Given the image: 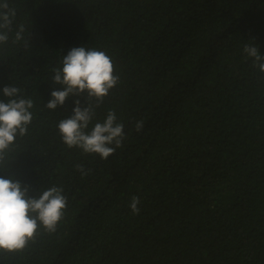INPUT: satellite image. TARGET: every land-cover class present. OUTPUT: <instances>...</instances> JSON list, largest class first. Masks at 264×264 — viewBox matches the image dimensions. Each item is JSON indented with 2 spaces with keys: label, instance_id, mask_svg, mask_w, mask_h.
I'll return each instance as SVG.
<instances>
[{
  "label": "trees",
  "instance_id": "16d2710c",
  "mask_svg": "<svg viewBox=\"0 0 264 264\" xmlns=\"http://www.w3.org/2000/svg\"><path fill=\"white\" fill-rule=\"evenodd\" d=\"M8 3L0 99L11 85L34 106L0 176L32 195L62 187L67 207L0 264H264V72L244 52L264 55V0ZM78 46L104 51L120 77L88 129L110 110L124 125L107 159L62 140L76 97L45 106L61 87L52 69Z\"/></svg>",
  "mask_w": 264,
  "mask_h": 264
},
{
  "label": "clouds",
  "instance_id": "9594fccd",
  "mask_svg": "<svg viewBox=\"0 0 264 264\" xmlns=\"http://www.w3.org/2000/svg\"><path fill=\"white\" fill-rule=\"evenodd\" d=\"M14 17L15 9L9 6L8 0H0V43L9 40ZM16 39H21L19 31ZM244 52L254 58L255 66L264 72V55L258 47L245 45ZM61 63L62 67L52 69L55 73L53 82L61 87L51 91L45 106L54 110L63 106L70 96L76 97L72 113L58 123L61 138L68 148L78 147L84 153H95L107 159L122 146L124 125L117 122L115 112L110 110L102 123L97 122L90 131L88 129L96 108L119 83L113 61L102 50L78 46L68 50ZM2 91L8 98L0 99V169H5L11 161L8 153L17 137L28 132L33 120L30 109L34 103L30 98H23L18 87L8 85ZM142 128L143 121H138L137 132ZM75 167L82 175L90 171L83 165ZM29 187L11 174L7 178L0 176V253L22 251L41 229L54 233L64 217L67 197L62 187H49L39 195L30 194ZM139 203V198L133 196L130 203L133 214L139 213Z\"/></svg>",
  "mask_w": 264,
  "mask_h": 264
}]
</instances>
